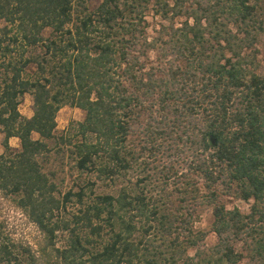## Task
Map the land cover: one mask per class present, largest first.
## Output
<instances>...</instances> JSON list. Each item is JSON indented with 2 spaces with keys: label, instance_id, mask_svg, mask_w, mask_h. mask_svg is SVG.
Masks as SVG:
<instances>
[{
  "label": "trees",
  "instance_id": "obj_1",
  "mask_svg": "<svg viewBox=\"0 0 264 264\" xmlns=\"http://www.w3.org/2000/svg\"><path fill=\"white\" fill-rule=\"evenodd\" d=\"M84 2L0 0V194L41 235L0 220V264H264V0Z\"/></svg>",
  "mask_w": 264,
  "mask_h": 264
},
{
  "label": "rangeland",
  "instance_id": "obj_2",
  "mask_svg": "<svg viewBox=\"0 0 264 264\" xmlns=\"http://www.w3.org/2000/svg\"><path fill=\"white\" fill-rule=\"evenodd\" d=\"M99 0H85L84 4L89 8H93ZM79 8V6H78ZM147 20L150 22V25H154V22L157 21V18H151L150 15L147 16ZM149 30V29H148ZM150 31V30H149ZM44 35L47 34V30L42 32ZM155 55L153 52L148 53V58L150 60L154 59ZM259 67L258 70L260 73L264 74V50L259 46ZM31 97L29 94H23L19 99L18 111L23 116H29L31 114ZM82 118V111L75 107L68 105L61 106L55 113V128L54 134H60L67 127L70 121L80 120ZM32 137H36V134H32ZM2 134L0 133V152L2 151L1 146ZM8 144L13 147H18V140L15 137H10L8 139ZM48 144H52V140L48 141ZM72 162L69 161L68 157L64 156L63 161L59 160L58 155L50 153L48 156V162L45 163L44 169H50L55 171L56 176L65 175V180L61 186V189L64 190L70 186L73 182V176L75 172L71 168ZM232 205L237 206L241 210L246 209V204L243 201L236 200L234 198H229V203L227 206L231 207ZM0 220L3 222L5 229L8 235L22 244H27L32 249H35L36 243L40 240V233L33 223H31L23 212L18 209L11 200L6 197L1 196L0 194ZM210 216L208 210L205 209L197 216L195 225L197 227L206 228L209 226ZM214 240L213 234H208L205 242L211 243ZM240 264H243L241 262Z\"/></svg>",
  "mask_w": 264,
  "mask_h": 264
}]
</instances>
